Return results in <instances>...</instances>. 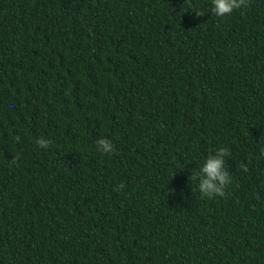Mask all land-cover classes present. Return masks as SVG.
<instances>
[{
    "label": "trees",
    "instance_id": "trees-1",
    "mask_svg": "<svg viewBox=\"0 0 264 264\" xmlns=\"http://www.w3.org/2000/svg\"><path fill=\"white\" fill-rule=\"evenodd\" d=\"M211 7L0 0V264H264V0Z\"/></svg>",
    "mask_w": 264,
    "mask_h": 264
},
{
    "label": "clouds",
    "instance_id": "clouds-1",
    "mask_svg": "<svg viewBox=\"0 0 264 264\" xmlns=\"http://www.w3.org/2000/svg\"><path fill=\"white\" fill-rule=\"evenodd\" d=\"M250 0H212L211 12L216 17H227L230 16L234 11L248 7ZM197 16H203V11H197ZM15 140L20 141V137L16 136ZM40 148L48 149L51 145L50 140L39 138L36 141ZM98 149L104 154L114 153L115 148L110 140L100 139L97 140ZM230 152L228 149L221 147L218 148L214 155H210L206 163L200 169L198 174L199 178V190L203 197L213 198L215 196L225 197V189L231 184L232 179L229 171L225 168V157L229 156ZM14 160L16 157L13 158ZM244 172H248V167L241 165ZM197 179V176L192 177ZM125 185L121 184L116 191L123 189Z\"/></svg>",
    "mask_w": 264,
    "mask_h": 264
}]
</instances>
